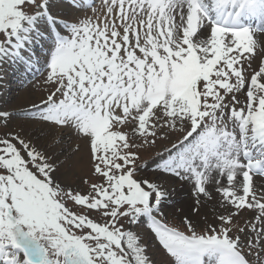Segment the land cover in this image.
Here are the masks:
<instances>
[{"label":"snow or ice","instance_id":"snow-or-ice-1","mask_svg":"<svg viewBox=\"0 0 264 264\" xmlns=\"http://www.w3.org/2000/svg\"><path fill=\"white\" fill-rule=\"evenodd\" d=\"M9 70L54 87L0 135V264H264V0H0ZM171 179L222 211L169 226Z\"/></svg>","mask_w":264,"mask_h":264},{"label":"rangeland","instance_id":"rangeland-1","mask_svg":"<svg viewBox=\"0 0 264 264\" xmlns=\"http://www.w3.org/2000/svg\"><path fill=\"white\" fill-rule=\"evenodd\" d=\"M11 71V70H9ZM10 74H6L5 79L0 83V110L12 111L16 114L15 118L12 119L8 126L5 127L3 122L0 121V135H3L5 132L9 131H20L21 125H24L25 131L28 130L30 125L27 123V118L22 115V112L25 109H30L32 104H38L41 99L46 98L48 94V90L50 87L43 83L44 76L34 77L30 79V83L27 82V89L16 88L15 83L12 82V79H15V76ZM18 104V105H17ZM45 140H40L39 145H43ZM69 141L65 138L64 147H67ZM75 143L81 144V152L79 156L72 157L69 159L68 163L65 165V168L62 169V172L65 176V182L71 185L74 189H78L81 191H86L87 186L83 184V179L89 178L90 175V167L88 165V152L86 146H84L83 141H76L75 138L72 140L73 146ZM163 145L158 142L155 147H147L139 150L142 159L148 161V167L144 170V174L151 176V169L154 167L153 161L158 159L156 153L161 150ZM81 158H83L81 160ZM63 160L64 157L62 156ZM257 183L261 185L264 182L260 178H256ZM182 184L183 187L180 185ZM169 191L172 192L169 200L165 202L163 206L164 217L169 226H174L179 228L180 230H185L183 220L185 217H188L189 220L193 222H198L202 227L205 223V218L209 221L213 220L216 213L222 211L219 209L216 201H210L207 204H202L199 207V213H195L192 211L195 205V198L191 194V185L188 184V189L186 183L177 181L175 179L169 180L165 185ZM94 215V214H93ZM255 213L252 210H246L241 214L240 223L243 226L245 220L254 219ZM154 248H158V245L153 243ZM154 258L157 262L162 259H165L163 251H155Z\"/></svg>","mask_w":264,"mask_h":264},{"label":"bare ground","instance_id":"bare-ground-1","mask_svg":"<svg viewBox=\"0 0 264 264\" xmlns=\"http://www.w3.org/2000/svg\"><path fill=\"white\" fill-rule=\"evenodd\" d=\"M18 105V104H17ZM154 248V247H153Z\"/></svg>","mask_w":264,"mask_h":264}]
</instances>
